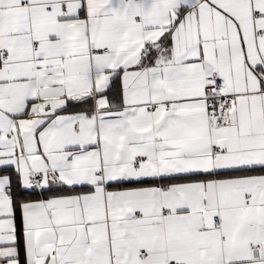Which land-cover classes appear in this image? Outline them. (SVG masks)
Masks as SVG:
<instances>
[{"label":"snow or ice","instance_id":"6c2138e0","mask_svg":"<svg viewBox=\"0 0 264 264\" xmlns=\"http://www.w3.org/2000/svg\"><path fill=\"white\" fill-rule=\"evenodd\" d=\"M0 264H264V0H0Z\"/></svg>","mask_w":264,"mask_h":264}]
</instances>
